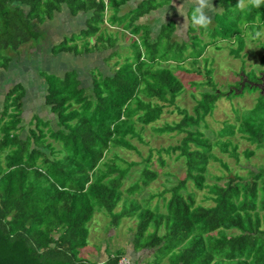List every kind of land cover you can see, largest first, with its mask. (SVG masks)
Returning a JSON list of instances; mask_svg holds the SVG:
<instances>
[{
  "label": "trees",
  "instance_id": "16d2710c",
  "mask_svg": "<svg viewBox=\"0 0 264 264\" xmlns=\"http://www.w3.org/2000/svg\"><path fill=\"white\" fill-rule=\"evenodd\" d=\"M128 1L0 0V75L8 69L12 55L21 54V48L36 50L46 34L44 23L63 7L71 16L87 14L86 28L54 44L50 50L54 56H78L112 47L114 37L102 29L107 11H111L107 16L110 24L126 22L124 29L138 36L133 55L117 61L112 75L104 76L100 71L97 76L91 74L89 91L82 87L76 70L63 76L39 73L46 84L44 105L53 116L55 128L49 119L33 115L22 136L25 88L16 83L5 92L0 109V264H118L126 253L104 251L102 262L79 257L88 246V225L99 212L109 216L115 226L124 216H136L139 221L133 250H157V264L173 252L176 255L169 257L171 264H264V167L247 171L248 177L234 173L222 185H206L205 172L209 160L214 159L213 148L237 163L239 153L231 139L212 141L200 129L220 97L232 100L255 89L258 94L253 106L236 109L237 123L224 121L215 134L224 138L238 132L254 146L242 151L246 159L257 151L264 152V87L262 92L252 84L261 80L253 71L250 77L243 73L241 82L221 91L212 81V71H206L205 84L211 90L200 92L192 113L176 107L182 115L178 122L153 125L184 91L169 62L181 61L191 44H178L173 39L176 24L172 20L163 23L157 37L150 40L140 20L161 4L143 0L119 16ZM215 2L222 8L223 17L209 34L213 39L223 36L228 42L233 38L235 45L229 53L237 58L248 34L264 31V6L256 10L247 4L238 7L236 0ZM189 28L187 32L193 33ZM261 35L263 40L257 42L264 51V32ZM190 38H196L195 34ZM202 53L188 56L196 62ZM260 61L264 64V57ZM191 84L200 87L203 83ZM147 126L158 136L184 135L177 145L155 150L159 167L166 166L162 151L169 155L178 152L175 159L183 158L185 165V176L157 195L163 210L159 218L149 208L137 206L141 203L133 197L159 177V171L152 168V155L142 158L140 178L127 188L126 179L136 163L125 161L116 152L108 155L116 149L136 150L132 140L143 142ZM221 165L231 173L225 163ZM188 183L193 184L194 191L188 190ZM204 188H208V195L203 200L212 204L196 202L195 191ZM155 210L158 212L157 205ZM152 221L155 229L149 233ZM159 228L163 230L160 236Z\"/></svg>",
  "mask_w": 264,
  "mask_h": 264
},
{
  "label": "rangeland",
  "instance_id": "374dc122",
  "mask_svg": "<svg viewBox=\"0 0 264 264\" xmlns=\"http://www.w3.org/2000/svg\"><path fill=\"white\" fill-rule=\"evenodd\" d=\"M176 1L178 3H175ZM236 1L238 2V0ZM157 2L161 4V7H159L160 15L156 17V19L158 18L160 20V23L154 21L157 28H159L162 23L165 24L171 19L175 20L176 28L173 39H175L178 44L187 43L191 44V46H188L184 50L181 61L169 62V65L174 67V74L183 83L184 91L177 97L174 106H166L161 119L153 125L162 126L164 123L172 124L173 122H178L182 118V115L178 112L177 108L192 113V108L196 100L199 99L200 92L211 90L210 86L205 84L207 80L206 71H212L210 74L212 81L221 91H228L230 86L233 87L236 82H241L240 78H242L244 74L246 77H250L251 71L256 73V76H258L260 80L264 79V64L260 61V59L264 57V51L259 47V43L257 42L258 40H263L261 35L264 32L263 30L257 31L254 36L248 34L245 39L246 46L236 58L235 54H230L232 51L230 49L231 46L235 45L233 38L228 42L227 39H223V36L218 35L213 39L209 34L212 32V27L217 23L216 21L222 20L223 17V14H221L223 10L216 5L215 0H212L215 11L209 13V15L212 16V24L207 32L204 30H197L191 26L190 22L186 23L183 16H179L178 13L173 15V13L166 8L174 4L173 6L177 9L179 5L184 3V0H157ZM128 3L132 6L130 1ZM243 6L244 5L241 7ZM190 9L191 6L185 4V9L183 10H187L186 15L190 14ZM163 15L164 20L162 19ZM104 18L105 20L107 19L106 17ZM125 23L118 22L115 26H112V28L103 24V31L108 35H112L115 39V44L112 47L99 51L95 50L91 53L78 56L67 53H60L55 56L52 55L50 52L51 47L62 40L61 29L60 27H55L54 23L50 25L47 24L48 26L43 25L44 31H46L45 39L39 44L36 50H27L25 48H28V46H24L19 50L21 51L19 56L12 55V61L8 69L0 75V109L2 108L4 94L7 89L13 84L21 83L26 91V96L23 99V113L21 116V124L24 125L22 136L25 135V132L30 127L29 121L33 115L49 119L53 128H55L53 116L50 115L48 108L44 105L46 84L39 73L43 72L42 76L46 74L63 76L65 72L76 70L82 82V87L89 91L91 88L92 75L94 76L100 71L104 76H110L113 74L117 61H122L124 57L133 55L136 48V46H133L134 41H137L138 36L131 35L129 30L124 29ZM145 23L146 24H143L145 25L143 29L149 31L150 40L155 39L159 30L158 32H156L157 30L150 31L152 19L145 21ZM57 24L61 25L59 21ZM189 25L194 31L191 34L187 32L188 29H190ZM79 28L77 24L74 27L69 25L68 35L73 29L75 32H78L77 30H79ZM257 33H259V36L256 35ZM194 34L196 38L191 39L190 37ZM95 37L96 36H93L90 41L95 39ZM192 44H194V46H192ZM201 52L203 53L196 59V62H193V57L188 56L189 53L197 55ZM176 62L179 63L178 67L175 66ZM192 82L203 84H201L200 87H195L191 84ZM257 87L262 88L264 85L261 86L259 84ZM248 92L250 93H245L243 96L233 98L232 100L226 97H220L215 104V109L212 114L206 116L204 121L200 123V129L205 132L207 137L212 141L229 138L233 143L238 145V163L228 154L221 153L218 148H213L212 154L214 155V159L209 160L205 172V184L208 186L213 184L222 185L231 178L234 173L247 176V171L256 172L258 168L264 167L263 151H257L255 155L249 159L243 156L242 151L247 148L254 149V146L243 140L238 132H235V135L232 137L226 136L224 138H219L215 134L216 131L223 127L224 121L232 124L237 123L234 117L238 114V111H240L239 109H250L253 106L258 92L255 91V89H250ZM236 93L238 94L239 92ZM239 106L242 108H239ZM236 109H238V111ZM183 136V134H164L158 136L153 133L150 126H147L143 131V142L137 139L132 140V144L136 147V150L116 149L108 154L109 157H112V154L116 152L125 161L136 163V165L131 168L126 179L125 188L133 185V183L140 178L144 164L142 158H146L149 154L152 155V168L159 171V177L157 181L141 189L140 192L136 191V196L133 195V197L137 198L141 203L137 204V206L141 205L142 209L149 208L151 211L158 213L157 216L155 215L156 218H159L163 211L161 202L157 197L158 193L164 188L169 189L171 186H174L179 178L181 179L185 176V165L183 158L178 161L175 159L178 152L169 155L162 151L160 155L165 160L166 166L159 167L156 162L158 156L155 150L177 145L178 141H180ZM221 163H225L231 170V173L226 171ZM101 168H103V166H101ZM164 171H169L173 175H164ZM217 177H220L221 180H217ZM188 190L194 191L192 183H188ZM195 193V200L197 203L201 202L204 205L212 204L211 201L206 202L203 200L204 196L208 195V188H204L202 191H195ZM142 202L144 203L142 204ZM156 205L158 206V212L155 210ZM129 207L130 206H126V208ZM119 210L120 205L116 208L115 213L119 212ZM130 215L131 214H129V216H124L117 226H115L111 223L110 217L104 214V212L95 213L91 223L88 225V246L80 251L79 257L87 258L95 262L99 261L100 258H102V260L105 259L104 251L107 254H113L117 251L123 252L124 254L127 253L129 245L132 244V240H134L136 225L139 221L136 216ZM263 215L264 214H262V216ZM154 225L153 222L152 226L149 227V233H153L152 228H154ZM162 231L163 230L159 228L157 235L160 236ZM149 253L150 255L151 253L153 254L150 256L148 255ZM173 253L176 255V252ZM172 254L167 256L161 264H171L169 257H173L174 255ZM146 255L150 256V258L146 260L147 264H154L155 260L160 258V254L157 250H147ZM153 260L154 263H152ZM155 264H157V262Z\"/></svg>",
  "mask_w": 264,
  "mask_h": 264
},
{
  "label": "crops",
  "instance_id": "0c3cea01",
  "mask_svg": "<svg viewBox=\"0 0 264 264\" xmlns=\"http://www.w3.org/2000/svg\"><path fill=\"white\" fill-rule=\"evenodd\" d=\"M129 1L131 2L132 6H130L129 3H127L128 6L120 10V12H119V16H120V15H125V13H127L128 11H130L131 8L135 7L140 1H143V0H129ZM129 1H128V2H129ZM184 2H185V0H184ZM175 3H178V2L176 1ZM173 5H174V4H173ZM173 5H171V6H167L166 8H168L169 11H171V12L173 13V15H174V14H176V13H178V12H177V9H176ZM169 7H170V8H169ZM186 13H187V12H186ZM178 14H179V13H178ZM110 15H111V11H107L106 18H108L107 16H110ZM159 15H160V8H158V9L155 10V11L150 12L149 14L144 15V16L141 18L140 23H141V24H146L145 21H147V20H149V19H152V23L150 24V25H151V27H150V31H152V30H153V31H156V30H157L156 32H158V30L160 31V27H161V25H162L163 23L160 24L159 28H157L156 24H154V21L160 23V20H159L158 18L156 19V17L159 16ZM61 16H62V17H61ZM179 16H181V15L179 14ZM120 19H121V18H120ZM64 20H65V21H64ZM86 20H87V14H85V13H79V14L76 15V16H71V14H70V12L67 10V8H66V7H63V8H62V11H61L60 13H55L54 16H53V19H52L51 21H46V22L44 23V25H45V26H48V25L54 23V26H55V27H60V29H61V33H62L61 35H62V39H63L64 37H70L72 34H74V33H79V31L85 29V28H86ZM171 20H172V19H171ZM58 21L60 22L61 25L57 24ZM169 21H170V20H169ZM172 21H174L175 24H176V21H175V20H172ZM56 22H57V23H56ZM47 24H48V25H47ZM76 24H77V26L80 27L79 30H77L78 32H75L74 29H73V30L70 32V34L68 35V28H69V25H71V27H74ZM105 24H106L107 26H109V27L112 28V26H115L117 23H115V24L112 25V24H110V23L108 22V20L106 19ZM81 25H82V26H81ZM118 25H120V24H118ZM51 27H52V26H51ZM122 27H123V26H122ZM123 28H124V27H123ZM63 31H64V33H63ZM156 37H157V36H156ZM44 39H45V35H44ZM130 245H131V246H130ZM130 245H129L128 251H127V253H126V258L130 259V260L132 261L133 264H146V260H147L148 258H150V256H151L153 253H151V255H150V253H149L148 255H150V256H148V255H146L147 250H139V251L135 252V251L132 249V248H133L132 244H130ZM101 253H103V252H101ZM100 255H101V254H100ZM146 257H147V258H146ZM104 260H105V259L102 260V258H100V260H99L98 262H102V261H104Z\"/></svg>",
  "mask_w": 264,
  "mask_h": 264
},
{
  "label": "clouds",
  "instance_id": "9594fccd",
  "mask_svg": "<svg viewBox=\"0 0 264 264\" xmlns=\"http://www.w3.org/2000/svg\"><path fill=\"white\" fill-rule=\"evenodd\" d=\"M185 4L191 6L189 15H186L187 10H183L185 9ZM245 4L250 5L253 9L259 10L261 6H264V0H238L237 6L239 7ZM214 11L212 0H185L184 3L177 7V12L185 18L186 23L190 22L191 26L197 30H204L205 32L209 30L212 24V16L209 13ZM164 15L162 17L163 20ZM256 35L259 36V33Z\"/></svg>",
  "mask_w": 264,
  "mask_h": 264
},
{
  "label": "built area",
  "instance_id": "2783aa9c",
  "mask_svg": "<svg viewBox=\"0 0 264 264\" xmlns=\"http://www.w3.org/2000/svg\"><path fill=\"white\" fill-rule=\"evenodd\" d=\"M118 264H133V263L128 258L124 257L119 260Z\"/></svg>",
  "mask_w": 264,
  "mask_h": 264
},
{
  "label": "water",
  "instance_id": "95a60500",
  "mask_svg": "<svg viewBox=\"0 0 264 264\" xmlns=\"http://www.w3.org/2000/svg\"><path fill=\"white\" fill-rule=\"evenodd\" d=\"M264 85V79L261 80V86ZM261 91L263 92V87L261 88Z\"/></svg>",
  "mask_w": 264,
  "mask_h": 264
},
{
  "label": "flooded vegetation",
  "instance_id": "af4514ba",
  "mask_svg": "<svg viewBox=\"0 0 264 264\" xmlns=\"http://www.w3.org/2000/svg\"><path fill=\"white\" fill-rule=\"evenodd\" d=\"M260 74H261V73H260ZM253 85H254V86H258L259 84H254V83H253ZM260 85H261V83H260Z\"/></svg>",
  "mask_w": 264,
  "mask_h": 264
}]
</instances>
